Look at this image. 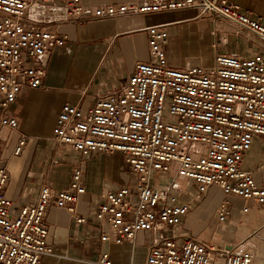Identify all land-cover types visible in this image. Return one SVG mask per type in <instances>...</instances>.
<instances>
[{"label":"built area","instance_id":"2783aa9c","mask_svg":"<svg viewBox=\"0 0 264 264\" xmlns=\"http://www.w3.org/2000/svg\"><path fill=\"white\" fill-rule=\"evenodd\" d=\"M196 9L255 37L260 48L250 57L221 53L210 66L169 65L165 25L147 28L149 60L135 65L125 85L103 95L87 110L65 104L51 140L82 157L121 153L130 185L108 191L93 209L101 244H134L139 234L162 233L145 264H255L250 252L212 243L178 239L166 231L180 227L193 202L211 187L224 198L215 217L231 215L229 197L264 206V188L253 172L242 169L255 139L264 138V17L227 0H137L135 3L86 8L82 0H0V131L15 130L12 112L24 90H36L45 77L44 59L67 37L56 29L75 18H117ZM226 41V39H225ZM26 136L14 151L22 153ZM264 170V165L260 167ZM83 166L76 167L67 188L40 187L37 202L12 214L5 193L11 179L0 164V264H39L53 254L45 222L50 206L65 209L78 224L76 205L86 192ZM178 178L195 185L189 199ZM249 207H243L246 213ZM93 264H113L101 251Z\"/></svg>","mask_w":264,"mask_h":264},{"label":"crops","instance_id":"0c3cea01","mask_svg":"<svg viewBox=\"0 0 264 264\" xmlns=\"http://www.w3.org/2000/svg\"><path fill=\"white\" fill-rule=\"evenodd\" d=\"M137 0H82L86 8H100L135 3ZM243 10L264 17V0H227ZM165 25L168 41L164 50L169 65L182 68L190 65L210 66L214 63L215 50L207 63L192 64L185 53L174 54L179 36L217 35L234 41L237 48L225 53L252 56L261 42L211 15L201 16L196 9L165 12L151 15H125L117 18H73L56 29L67 42L52 49L44 59L45 77L36 90H24L12 112L19 120L18 128L0 131V164L6 165L11 179L5 189L13 202L12 214L23 206L37 202L40 187L47 184L54 192L68 187L76 167L83 166V184L86 192L76 205L79 216L89 217L88 223L78 224L65 209L50 206L45 222L48 227L47 242L53 254L45 256L39 264H93L101 251L110 254L113 264H145L150 248L162 233L145 232L137 236L134 244L125 242L101 244L92 220L93 209L108 191L130 185L123 154L93 153L82 157L67 145L51 140L62 107L75 104L83 110L95 104L103 95L122 88L134 67L149 60L147 28ZM199 33V34H197ZM244 38L245 48L239 47ZM185 45V38L183 41ZM226 42V41H225ZM182 46V45H181ZM202 61V60H201ZM22 136L26 144L19 155L14 151ZM264 138L255 139L253 148L246 154L242 169L253 172L256 184L264 188ZM185 187V198L195 191L194 183L178 178ZM218 187H211L200 202H193L190 213L174 231L179 242L193 239L198 242L225 246L237 251L250 252L255 264H264V206L239 198L229 197L231 215L224 223L216 220V209L224 198ZM212 201L208 209L204 205ZM249 207L243 213V207ZM255 234L256 232H259Z\"/></svg>","mask_w":264,"mask_h":264},{"label":"rangeland","instance_id":"374dc122","mask_svg":"<svg viewBox=\"0 0 264 264\" xmlns=\"http://www.w3.org/2000/svg\"><path fill=\"white\" fill-rule=\"evenodd\" d=\"M199 34V33H197ZM224 34H218L217 37L215 35H205L204 33L199 35H192L190 32H185L184 36H181V33H178L179 40L178 44L180 45L178 48H174V54L183 52L185 53V58L189 59V62H192V64H197L196 62H204L207 63L209 56L212 52L218 51V54L225 53L231 49L237 48L234 41L230 38L229 41L228 38L226 39ZM185 38V45L183 46V41ZM226 39V42H225ZM244 38L240 40L239 47L241 49L245 48ZM182 45V46H181ZM202 60V61H201ZM253 148V145H252ZM212 201H207L204 203L205 206L208 207V209L212 206ZM259 232H256L255 234H258ZM258 260L261 262H264V256L258 257Z\"/></svg>","mask_w":264,"mask_h":264}]
</instances>
